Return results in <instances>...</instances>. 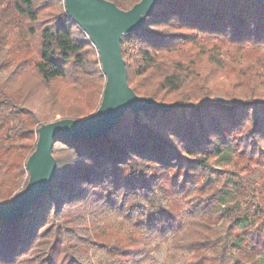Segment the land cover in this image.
Segmentation results:
<instances>
[{"label": "trees", "instance_id": "16d2710c", "mask_svg": "<svg viewBox=\"0 0 264 264\" xmlns=\"http://www.w3.org/2000/svg\"><path fill=\"white\" fill-rule=\"evenodd\" d=\"M106 1L127 11L140 0ZM49 3L0 0V205L27 184L38 128L84 119L102 98L96 49L63 0L56 13ZM249 42H264L260 4H156L123 36L122 57L135 95L173 108L127 111L99 139L56 138L50 187L22 218L0 221V264H93L91 251L98 264H153L161 244L167 264H264V185L235 168L256 161L248 148L264 139V53ZM226 54L245 64L225 65ZM220 160L232 171L214 168ZM84 202L98 209L85 227L70 212Z\"/></svg>", "mask_w": 264, "mask_h": 264}, {"label": "water", "instance_id": "95a60500", "mask_svg": "<svg viewBox=\"0 0 264 264\" xmlns=\"http://www.w3.org/2000/svg\"><path fill=\"white\" fill-rule=\"evenodd\" d=\"M160 1L140 0L131 9L122 11L106 0H63L66 14L97 51L105 78L102 98L98 109L84 119H58L38 128L35 149L26 162L27 184L10 203L0 205V221L13 222L22 218L50 187L56 172L52 155L56 138L75 141L99 139L115 128L127 111L137 115L173 108L135 95L128 85L121 49L123 36L142 30L145 20ZM239 1H252L264 6V0Z\"/></svg>", "mask_w": 264, "mask_h": 264}, {"label": "rangeland", "instance_id": "374dc122", "mask_svg": "<svg viewBox=\"0 0 264 264\" xmlns=\"http://www.w3.org/2000/svg\"><path fill=\"white\" fill-rule=\"evenodd\" d=\"M46 2H50L48 4V6H51V9L50 10H46L47 11V14H50V13H56L58 12V10H60V4L56 5V2L57 0H46ZM244 46L245 48L247 49H253V48H257V49H260L259 51L261 53H264V42H261L259 43L258 46H255V44L249 42L247 44H244L242 45ZM124 47L126 48L125 51H126V55L128 54H132L134 55V51L132 53V50L127 47V43L125 41V45ZM230 54H233L232 52L229 53V56ZM135 56V55H134ZM237 56H240L238 53H237ZM2 57V52L0 51V59ZM228 55L226 54L225 55V65H228V66H233L234 64L236 63H239L241 65H244L245 64V60L244 58H241V59H236V58H231V59H228ZM250 67H253V66H250ZM24 76L26 78H29V79H36L32 73L30 72H25L24 73ZM31 107L33 108V106L31 105ZM60 119L59 116L55 117L52 121L49 120V123L50 122H53L55 120H58ZM258 144H253L252 145V148L249 149V152H252V154L254 153L253 157L254 159H251V160H256L254 162H247V161H244V160H239L237 161V167L235 168H241L242 166H246L245 168L248 169V173H246V177H247V180L250 181L252 184L254 183H261L262 185H264V139H260L259 141H257ZM57 150H59L60 148H63V145L61 144H56V147H55ZM214 168H216L217 170H229V171H232V169L234 167L232 166H229L228 164L225 163L224 160H220L218 163H216L214 165ZM234 174H239V172H235ZM240 174H242L240 172ZM257 192V191H256ZM71 212V215H75V216H80V218L82 219V226H89L90 222L92 221V216L98 212V209H95L93 208L92 206H90L89 204H87L86 202L84 203H79L75 206H73V208L70 210ZM93 214V215H91ZM115 216V215H114ZM114 216H110V223L111 222H116V217ZM118 218V217H117ZM119 219V218H118ZM167 248L168 246L166 244H161V246L159 247L158 251H156L153 255H152V262L153 264H167L166 262V256H167ZM101 258H103V256L101 255V253H97V252H94V251H91L90 252V259H91V262L93 264H98V260H100ZM169 264H180L179 260L177 261H174V262H171Z\"/></svg>", "mask_w": 264, "mask_h": 264}]
</instances>
